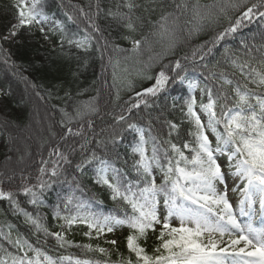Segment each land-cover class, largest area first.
Listing matches in <instances>:
<instances>
[{
  "label": "trees",
  "instance_id": "16d2710c",
  "mask_svg": "<svg viewBox=\"0 0 264 264\" xmlns=\"http://www.w3.org/2000/svg\"><path fill=\"white\" fill-rule=\"evenodd\" d=\"M30 2L31 0H27L29 5ZM97 2L101 9L99 17L94 16ZM136 2L142 7L135 14L144 18L138 35L147 37L138 53L121 52L114 47L119 45L124 49L131 48V45L122 39L126 34L124 28L107 16L109 10L115 11L116 5L123 4L124 0H40L39 7L43 14L60 23L59 29L50 30L46 34L51 43L45 42L44 32L42 33L39 25L35 24L31 28L21 29L15 42L0 41L3 46L0 49V90L8 92L7 96L0 97V186L15 192L19 203L17 208L7 200H0V258L8 260L9 264L11 261L7 253L22 255L12 243H9V240L15 241L18 237L53 257L57 264H75L76 259L89 260L92 264L97 262L106 264L109 261L108 257L77 245L91 244L94 248L99 245L107 249L110 246L112 247L109 249L112 252L110 264H115L120 256L113 246L105 243V236L99 239L94 238L95 234L91 239L85 236L84 233L88 231L86 225L77 224L70 230L65 229L64 234L71 244L61 247L54 237L37 231L34 225L27 222L24 212L39 217L41 225L49 232H60L59 225L64 223L55 216L58 206L61 215L70 212L74 214L78 202H83L86 210L94 213L121 216L125 211L130 212L122 200L112 199L111 190L106 185L96 182L95 169L98 167V161L86 165L83 172L78 171L75 165L95 151L98 157L107 160L111 167L120 171L122 180L133 183L141 181L135 167L139 155L132 152V148L139 142V136L126 130V123L135 122L143 127L145 138L148 140L147 154L151 156V149L155 145L159 149L161 163H166L164 150L169 148L167 141L171 140L180 146L186 142L195 146V138L191 135L195 131V126L185 115V100L194 95L197 100L196 109L201 111L199 103L201 101L207 103V96L201 89L207 85L213 89L214 95L218 94L223 85L221 73L234 82H243L239 70L232 66L230 57L225 54L224 49L228 48L235 57L247 59L245 53L248 49L243 47L241 41L249 46L255 57L260 56L259 49L264 46V17L254 16L251 21L244 20L236 33L212 47V51L208 52L203 61L199 55L195 59L192 57L198 45L210 41L229 27L247 7L253 4L264 5V0H136ZM14 3L15 0H0V35L5 34L10 24L16 22ZM233 4L240 7H231ZM176 5L180 7L177 8ZM144 8L155 10L144 11ZM221 8L224 11H221ZM196 10L202 15L211 13V18L201 21L195 15ZM259 10L264 11V6ZM169 13L172 14L169 17V27H177L179 37L174 54L167 50V40H161L160 37L153 35L159 28L160 17ZM90 20H95L99 25L101 29L99 33L89 27ZM173 20L175 25L172 24ZM201 25L202 30L198 34L189 36L191 30ZM86 28L94 37L89 51L83 52L67 44L68 39H83L88 34L83 31ZM62 38L65 40L63 48L60 46ZM185 56L188 59H184ZM176 59H180L183 66L181 74L186 73L187 79L199 83V87L196 88L199 95L193 93L187 84L170 81L166 90L158 96L147 97L150 107L141 105L139 109H133L129 113L127 109L138 99L136 93L151 87L155 82V76L164 65L169 66L164 70L174 75L172 64ZM211 73H216V76L209 79ZM149 76L153 79H147ZM249 87L255 86L250 84ZM224 89L230 92L231 86H224ZM31 103L36 107L40 105L49 123L43 125L44 133L40 136L43 142L37 143L33 136V146L31 148L28 146V154L24 155L25 142L23 146L20 143L25 132L31 131L34 135L37 132ZM88 106L97 111H90ZM61 109L72 115L71 124ZM76 109L86 115L82 119L77 117ZM121 114L127 117L126 122L117 121ZM168 122L177 124L178 130H171ZM67 127H71L74 133L80 130L82 134H67ZM209 131L206 128L207 134ZM118 133L123 139L117 138V142L113 143ZM151 137H155V141ZM209 139L211 140L210 136ZM100 141L104 142L105 147L99 146ZM212 142L215 147L216 142ZM82 144L85 145L84 149L80 147ZM53 149L64 152L72 163L61 162L62 174L51 178L52 186L43 193V203L34 206L29 203V197L23 195L19 189L24 184L31 186L37 183L39 168L43 166L41 161L56 159L54 155L50 156ZM184 151L185 155L189 154L188 150ZM168 155H173L170 150ZM152 172L157 185L162 184L163 173L160 169L153 166ZM112 176L110 172L109 178ZM69 196L73 197V204L66 208L65 198ZM162 201L161 197V204ZM122 229L123 233L115 248L127 257L126 237L130 230L127 227ZM227 240L228 238H225V241ZM141 243L151 254L158 244L156 234L149 233V239ZM28 255L34 257L35 253L29 251ZM65 256H71L72 261L59 260Z\"/></svg>",
  "mask_w": 264,
  "mask_h": 264
},
{
  "label": "snow or ice",
  "instance_id": "6c2138e0",
  "mask_svg": "<svg viewBox=\"0 0 264 264\" xmlns=\"http://www.w3.org/2000/svg\"><path fill=\"white\" fill-rule=\"evenodd\" d=\"M39 4L40 0H32L30 5L27 0H15L13 7L16 9V22L11 23L5 34L0 35V41L15 42L21 29L31 28L34 24L41 25L42 21H46L48 17L43 14ZM262 6L264 5L253 4L247 7L240 17L230 23L229 27L223 29L210 41L198 45L192 53L193 59L199 55L200 60L203 61L208 52L212 51V47L236 33L244 20L251 21L254 16L264 17V11L259 10ZM141 7L142 5L136 0H124L123 4L116 5L115 11L107 12V16L113 22L124 28L126 34L122 36V39L131 45L130 49L115 45L117 51L138 53L147 40V37L142 34L138 35V29L143 25L144 18L135 13ZM176 7L179 8L180 5ZM231 7L239 8L240 5L233 4ZM96 8L94 16L99 17L101 9L98 2ZM150 10L155 9L144 8V11ZM221 11L224 9L221 8ZM171 15L169 13L160 17L159 28L153 35L160 37L161 40H167L166 48L174 54L179 37L177 27H169ZM195 15L201 21L211 18V13L202 15L199 10H196ZM172 24L175 25V20ZM89 27L97 33L101 31L95 20L89 21ZM201 30L202 25L191 30L189 36L196 35ZM40 31L44 32L42 26ZM83 31L88 33L87 28ZM45 39L49 38L45 36ZM93 39L94 37L88 33L83 39H68L66 42L69 46H75L87 52ZM241 43L245 49H248L245 53L247 59L235 57L228 48H225L224 52L230 57L232 66L239 70L243 82H234L221 73L223 85L218 94L214 95L213 89L207 85L201 89V92L207 96V103L201 101L199 108L206 114L207 123L202 122L196 111L197 100L194 95L184 102L185 115L195 126V131L191 133L195 138V146L187 142L180 146L172 143L171 140L167 141L169 148L164 150L166 163L162 164L159 149L155 145L151 149V156L147 154L148 140L145 138V129L135 122L126 123V130L137 133L139 136V142L132 148V152L139 155L135 167L141 176L143 186L141 181L133 183L122 180L120 171L111 167L107 160L98 157L95 151L75 165L78 171L83 172L86 165L98 161V167L95 169L96 182L106 185L111 190L112 199L122 200L130 212L125 211L121 216L94 213L87 211L83 202H78L75 205L74 214L70 212L67 215H61L58 206L55 216L64 221L59 225L60 232H49L41 225L39 217H33L30 213L24 212L27 222L34 225L37 231H43L46 235L54 237L61 247L71 244L66 239L64 230H70L77 224L86 225L88 231L84 235L90 239L93 238V234H95L94 238L99 239L108 233L114 234L119 228L127 227L130 230L126 237L127 257L115 248L117 244L115 239L105 240V243L112 245L120 256L115 264H264V227L255 228L251 222L246 225L241 224L229 200L228 177H231L234 180L238 179L243 185L242 188L233 189V191H239L242 197L239 201L240 215L249 214L246 206L251 209L257 197H259L260 209L264 212V91H257V89H264V46L259 49L260 56L255 57L249 46L243 41ZM64 44L65 40L62 38L61 48ZM105 44L107 45V41ZM2 47L0 44V49ZM184 59L188 57L185 56ZM116 64H119V60ZM253 64L257 66L254 67ZM204 66L207 67L206 64ZM167 67L169 66L164 65L157 73L151 87L136 93L138 99L127 109L129 113L133 109H139L141 105L150 107L147 97L158 96L166 90L170 81L187 84L192 91L199 87L198 82L186 78V73L181 74L183 66L180 59H176L172 64L174 75L164 70ZM215 76L216 73H211L209 79ZM147 79H153V77L149 76ZM250 84L255 87H249ZM224 86H231L230 92L225 90ZM7 95V91L0 90V97ZM117 99H119L118 95ZM88 107L92 112L97 111L91 106ZM61 112L71 124L72 115L65 109H61ZM84 115L86 113L76 109L77 117L82 119ZM117 121L126 122L127 117L121 114L117 117ZM168 125L173 131L178 130L177 124L168 122ZM206 128L215 136V147L209 139ZM66 131L67 134H82L80 130L74 133L71 127H67ZM117 138L122 140L123 136L118 133L113 143L117 142ZM151 139L155 141L156 138L151 137ZM99 146L105 147L104 142L100 141ZM80 147L84 149L85 145L82 144ZM169 150L173 155H168ZM184 150H188L189 154L185 155ZM53 155L56 159L41 161L43 166L39 168L37 183L31 186L24 184L19 189L23 195L29 197V203L34 206L43 203V193L52 186L51 178L62 174L61 162L72 163L68 155L59 149H53L50 156ZM220 157L225 158L224 167L219 162ZM153 166L163 173V183L160 185H157L156 177L153 175ZM110 172L113 174L111 179ZM161 197L163 198L162 208ZM0 200H7L19 208L16 193L2 186H0ZM65 200L66 208L73 204V197H66ZM192 205L197 207L193 208ZM174 218L179 220L178 226L173 224ZM149 233L156 234L158 241L151 254L141 243L149 239ZM225 236L228 237L227 241L224 240ZM9 243L22 253V255L7 253L11 264H57V260L40 249L34 248L27 240L18 237L15 241L9 240ZM77 247L99 252L109 258L106 264H110L112 252L109 249L99 245L94 248L91 244L77 245ZM29 251L34 252L35 256L30 257ZM72 259L71 256L59 258L60 261H72ZM0 264H9V261L0 258ZM75 264H92V261L76 259Z\"/></svg>",
  "mask_w": 264,
  "mask_h": 264
},
{
  "label": "rangeland",
  "instance_id": "374dc122",
  "mask_svg": "<svg viewBox=\"0 0 264 264\" xmlns=\"http://www.w3.org/2000/svg\"><path fill=\"white\" fill-rule=\"evenodd\" d=\"M32 2V0H31ZM30 2V3H31ZM43 27L44 28V38L46 36V34L50 31V30H56L60 28V23L53 19L48 17V19L46 21H42L41 25H39V27ZM45 42L47 44L51 43L50 39H45ZM193 93L199 95V91L195 89V91H193ZM31 106L33 107V115H34V119L33 122L36 123V134L34 135V133H31V131H29L28 133L25 132V135L23 136L24 138L22 139V143H19L23 146V142H25V148L26 151L24 153V155L28 154L29 148H31L32 145V140L34 139L33 136L35 137V140L37 141V143L43 142V140L40 139V136L43 135L44 130H43V125H46L49 123V119L47 118V116L43 113L42 108H40L39 106L36 107L34 105V103H31ZM38 108V109H37ZM197 113L200 115L201 119L205 122L207 121V116L206 114H204L201 111H198L196 109ZM27 133V134H26ZM209 136L211 138L212 141H215V136L214 134L211 133V131L208 132ZM41 144V143H40ZM29 146V148H28ZM22 148V147H21ZM219 162L221 163L222 167H224L225 164V158L224 157H220ZM226 170V169H225ZM243 185L240 183V181L238 179H233L231 177H228V188H229V200L233 205V210L236 213L237 219L240 221L241 224L246 225L249 222L252 223L253 227L255 228H260V227H264V212L261 211L260 209V203H259V197L256 198V203L254 205H252L251 209H248L246 206V211L249 212L248 215H240L239 213V201L242 198L241 194L239 191H233L234 188H242ZM163 207V204H161V208ZM173 224L175 226L179 225V220L177 219H173ZM123 233V229L119 228L116 230V232L113 233H108L105 238L106 240H111V239H115L117 241V243L119 242L120 236ZM227 237V236H225ZM224 237V238H225ZM228 238V237H227ZM223 246V245H222ZM112 247L108 246V249H111Z\"/></svg>",
  "mask_w": 264,
  "mask_h": 264
}]
</instances>
